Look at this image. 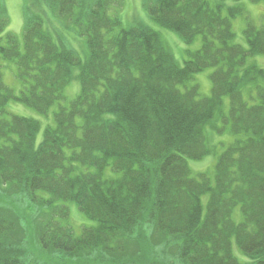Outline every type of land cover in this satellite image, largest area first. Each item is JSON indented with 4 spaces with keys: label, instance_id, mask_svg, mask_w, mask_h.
Listing matches in <instances>:
<instances>
[{
    "label": "trees",
    "instance_id": "trees-1",
    "mask_svg": "<svg viewBox=\"0 0 264 264\" xmlns=\"http://www.w3.org/2000/svg\"><path fill=\"white\" fill-rule=\"evenodd\" d=\"M143 1L184 44L201 38L183 66L159 31L124 29L115 0L26 4L22 40L0 0V60L15 68L8 86L0 64V264H264V69L247 67L264 56V26L248 24L246 49L231 22L242 8L226 17L205 0ZM66 33L86 39L87 57ZM210 68L204 97L189 83ZM11 103L44 120L57 106L53 125ZM207 127L232 138L213 178L188 165L212 153ZM73 209L90 223L79 234Z\"/></svg>",
    "mask_w": 264,
    "mask_h": 264
},
{
    "label": "rangeland",
    "instance_id": "rangeland-1",
    "mask_svg": "<svg viewBox=\"0 0 264 264\" xmlns=\"http://www.w3.org/2000/svg\"><path fill=\"white\" fill-rule=\"evenodd\" d=\"M36 1L40 0H3L10 19V24L8 26L7 31L15 34L22 40L23 36V26H24V9L28 5L35 4ZM114 1V0H113ZM212 9L220 8L222 11V15L229 17V11L233 8H242L243 15L236 16L235 19H231L233 30L236 35L235 43L243 46L244 48L248 49V44L244 37V31L246 30L249 23H253L257 27L264 26V1L261 0L259 2H253L252 0H205ZM143 0H115L114 4L111 6V10L109 13L111 14H118L122 23V27L124 29H130L135 25V23L142 22L143 24L151 27L155 31H159L161 33L162 38L167 43L175 60L180 66L184 65V60L188 59L187 52H195L200 49L202 40L201 38L196 39L193 44L186 45L180 39V37L172 32V30H166L151 21L148 18L144 8H143ZM28 4V5H26ZM47 25V24H46ZM56 27V26H55ZM67 38V45L74 49L78 55L83 59L88 55L87 43L85 38L77 37L75 34H68L66 33ZM0 64L3 66L5 82L8 86L14 85V78H13V69L14 66L8 62L0 60ZM249 66H257L258 68L264 69V56H254L248 59L247 67ZM214 69L210 68L207 69L199 74H196L192 81H190V85H198L200 88V93L204 97H209L212 94V81L211 75L214 73ZM183 89L182 86H180ZM80 90L78 82H73L70 85V88L66 91V96L68 101H71L78 95ZM229 98H224V111L227 114V110L230 107ZM8 110L16 115L31 118L35 120L43 121L42 124L45 126L47 124L53 125V112L57 110V106L52 109V112L47 120H44L41 115H39L33 109H29L23 105L11 103L8 106ZM216 126L218 128H225L226 125L220 120L217 119ZM44 130V128H42ZM41 130L39 134V139L43 135V131ZM206 135L208 138L209 147L212 149V153L202 161H189L188 165L193 173V175H197L199 173H207L210 174L209 176L213 178L215 165L217 160L221 154L231 143L232 138L230 137L229 132H224L223 134H219L215 129L211 127H207ZM211 139V142H210ZM208 201V197L203 198V205L204 209L206 208ZM233 219L236 223H240L243 220L242 213L240 207L236 208L234 211ZM72 225L75 228L76 232L79 234L81 231L80 227L89 226L90 223L86 222L74 209H73V221ZM155 240V239H153ZM156 241V240H155ZM154 243V242H153ZM156 244V243H154ZM234 244L233 250L235 257L241 263L249 262L248 258H246L242 252L239 250L237 246ZM29 252L31 255L34 256H41L39 259L42 261L45 259L46 255L42 256L41 250L38 248H30ZM42 254V255H41ZM40 261V262H41Z\"/></svg>",
    "mask_w": 264,
    "mask_h": 264
}]
</instances>
